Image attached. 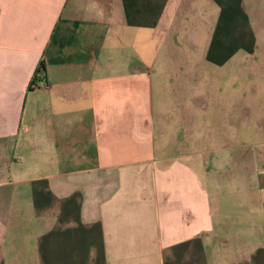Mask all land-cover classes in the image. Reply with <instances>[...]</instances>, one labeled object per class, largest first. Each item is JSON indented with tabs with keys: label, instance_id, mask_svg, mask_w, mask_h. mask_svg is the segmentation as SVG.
Instances as JSON below:
<instances>
[{
	"label": "crops",
	"instance_id": "crops-1",
	"mask_svg": "<svg viewBox=\"0 0 264 264\" xmlns=\"http://www.w3.org/2000/svg\"><path fill=\"white\" fill-rule=\"evenodd\" d=\"M0 264H264V0H0Z\"/></svg>",
	"mask_w": 264,
	"mask_h": 264
},
{
	"label": "trees",
	"instance_id": "trees-1",
	"mask_svg": "<svg viewBox=\"0 0 264 264\" xmlns=\"http://www.w3.org/2000/svg\"><path fill=\"white\" fill-rule=\"evenodd\" d=\"M44 71H46V68H45L44 62L42 61L39 64V67L37 69V72H36L35 76L31 80L30 88H32V86H35L37 84V82L41 79L39 74L44 72Z\"/></svg>",
	"mask_w": 264,
	"mask_h": 264
}]
</instances>
